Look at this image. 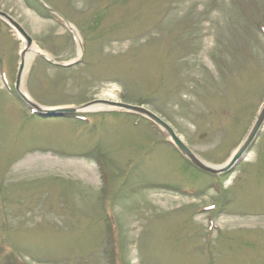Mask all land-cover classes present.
Masks as SVG:
<instances>
[{
	"label": "rangeland",
	"instance_id": "374dc122",
	"mask_svg": "<svg viewBox=\"0 0 264 264\" xmlns=\"http://www.w3.org/2000/svg\"><path fill=\"white\" fill-rule=\"evenodd\" d=\"M37 1L0 0L34 40L35 102L143 105L206 162L231 157L264 100V0ZM24 43L0 21V264H264V128L214 176L118 109L32 115L11 91Z\"/></svg>",
	"mask_w": 264,
	"mask_h": 264
},
{
	"label": "water",
	"instance_id": "95a60500",
	"mask_svg": "<svg viewBox=\"0 0 264 264\" xmlns=\"http://www.w3.org/2000/svg\"><path fill=\"white\" fill-rule=\"evenodd\" d=\"M0 18L5 20L7 23H9L13 28L16 29V31L21 35V37L24 39L26 47L21 53V63L17 74V81H16V90L20 97L30 106L35 108L41 115H44L46 117H63L68 114L77 113L80 110H83L85 108L98 105V104H106L110 106H114L129 112L140 114L151 121H153L155 124L160 126L162 129L165 130L167 135L172 138V140L175 142V144L178 146V148L181 150L183 155L187 157L195 166L198 168L205 170L210 173H224L230 171L241 159H243L249 148L251 147L252 143L254 142L258 132L262 128L264 124V103L258 113V116L256 117L249 133L247 134L244 141L241 143V145L238 147L234 155L231 157V159L222 167H214L206 162H204L201 158H199L195 153L190 150L182 141L180 138L176 136V134L173 132V130L169 127L167 123H165L161 118H159L157 115H155L153 112L148 110L147 108H144L142 106H133L129 104H124L121 102H112L107 100H95L92 102H89L85 104L82 107L79 108H73V107H65V108H43L33 102L22 90H21V79L23 75V70L25 68V57L28 53V51L33 46V39L27 34V32L21 27V25L15 21L11 16H9L7 13L0 10ZM42 56L46 57L45 55L41 54ZM47 61L57 65V66H63L68 67L71 64H62L58 63L55 60L46 57Z\"/></svg>",
	"mask_w": 264,
	"mask_h": 264
},
{
	"label": "bare ground",
	"instance_id": "6f19581e",
	"mask_svg": "<svg viewBox=\"0 0 264 264\" xmlns=\"http://www.w3.org/2000/svg\"><path fill=\"white\" fill-rule=\"evenodd\" d=\"M77 38H78V41L80 42V38L77 36ZM31 52H34V53H36V52H38V50L36 49V48H33V50L31 51ZM32 55V54H31ZM31 55H27V59H26V64H29V62H30V60H31V58H32V56ZM104 94L105 95H108V96H112L113 94H112V92H104ZM103 109H109V107H106V106H104V105H96V106H94V107H91L90 108V111H99V110H103ZM33 162V161H32ZM76 167V166H75ZM215 167H217V166H215ZM78 169V171L80 172V171H83V168L82 167H79V168H76V170ZM85 176H87V175H85Z\"/></svg>",
	"mask_w": 264,
	"mask_h": 264
}]
</instances>
